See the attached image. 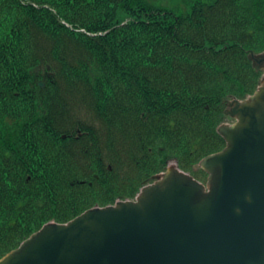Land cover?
Returning <instances> with one entry per match:
<instances>
[{
  "label": "trees",
  "instance_id": "16d2710c",
  "mask_svg": "<svg viewBox=\"0 0 264 264\" xmlns=\"http://www.w3.org/2000/svg\"><path fill=\"white\" fill-rule=\"evenodd\" d=\"M264 0H0V258L44 224L133 199L225 147L261 84ZM39 81L45 87L38 85Z\"/></svg>",
  "mask_w": 264,
  "mask_h": 264
},
{
  "label": "water",
  "instance_id": "95a60500",
  "mask_svg": "<svg viewBox=\"0 0 264 264\" xmlns=\"http://www.w3.org/2000/svg\"><path fill=\"white\" fill-rule=\"evenodd\" d=\"M248 58L264 72V51ZM224 114L234 122L200 162L206 184L170 164L134 200L49 222L0 264H264V73Z\"/></svg>",
  "mask_w": 264,
  "mask_h": 264
},
{
  "label": "rangeland",
  "instance_id": "374dc122",
  "mask_svg": "<svg viewBox=\"0 0 264 264\" xmlns=\"http://www.w3.org/2000/svg\"><path fill=\"white\" fill-rule=\"evenodd\" d=\"M191 1L193 0H149V2H151L152 5L154 6L167 8L169 10L176 12L177 14H181L189 11ZM223 122L230 124L233 122V120L229 117H225ZM175 161L173 162V159L170 160L169 165L175 163Z\"/></svg>",
  "mask_w": 264,
  "mask_h": 264
}]
</instances>
